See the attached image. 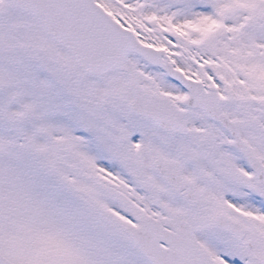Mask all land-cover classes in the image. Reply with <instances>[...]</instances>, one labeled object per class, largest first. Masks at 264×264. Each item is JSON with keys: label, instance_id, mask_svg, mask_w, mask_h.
<instances>
[{"label": "snow or ice", "instance_id": "obj_1", "mask_svg": "<svg viewBox=\"0 0 264 264\" xmlns=\"http://www.w3.org/2000/svg\"><path fill=\"white\" fill-rule=\"evenodd\" d=\"M0 264H264V0H0Z\"/></svg>", "mask_w": 264, "mask_h": 264}]
</instances>
